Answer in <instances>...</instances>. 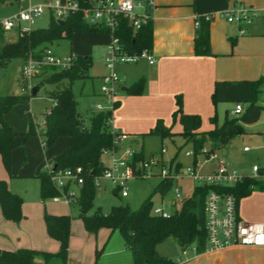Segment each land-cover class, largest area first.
Returning a JSON list of instances; mask_svg holds the SVG:
<instances>
[{"label": "trees", "instance_id": "obj_1", "mask_svg": "<svg viewBox=\"0 0 264 264\" xmlns=\"http://www.w3.org/2000/svg\"><path fill=\"white\" fill-rule=\"evenodd\" d=\"M16 0H0L1 3H12ZM82 6L91 4V0H78ZM59 19V18H58ZM52 17L45 28H33L29 32L18 35L13 42L5 40V31L0 24V63L13 59L25 60L30 54L41 51L45 46L55 40L71 38L78 31H104L106 28L89 25L81 11L71 12L59 22ZM127 52L139 53L143 49H152L153 45V21L149 20L141 27L134 29L125 18L115 29ZM195 52L197 55H209L210 30L209 21L200 18L197 34L195 36ZM91 65V57L77 55L72 65L67 69L47 67L41 75L39 86L44 83H54L55 88L49 91L53 99L50 112L44 114V124L39 134L44 142L45 150H48L61 136L70 138V144L61 153L55 155L54 164L57 169L82 167L84 182L81 185L78 204L81 209L80 217L87 231L96 233L102 227L119 229L126 246L133 254V264H178L172 258H165L157 250V245L168 236L173 235L183 248L196 244L198 252L205 251L207 232L205 228V215L203 203L209 186L200 185L195 188L194 194L185 198L182 207L164 217L152 212L151 197L146 198L138 208H131L128 204H120L112 207L109 213L95 211L88 214L87 210L93 203L95 193L94 177L100 174L105 167L102 156L105 150L112 147L118 131H113L107 124L113 111H98L90 116L87 125L77 109V101L73 94L72 86L75 79L84 77ZM145 77L141 76L130 86L129 91L141 94L145 87ZM264 88V76L256 80H218L215 83L212 100L214 104L229 101L242 102L245 105L241 114L227 112L224 121L218 124L217 114L211 116L214 124L209 131H200L202 118L199 114L188 113L183 110L182 97L177 96V108L173 112L174 121L179 120L183 131L184 143H192L193 149L198 155L201 149L206 147L208 152L215 151L228 144L236 135L246 132L245 124L256 122L264 109L261 103V93ZM32 95V93H30ZM30 94L17 95L15 93L0 94V155L5 167L11 169L12 151L20 141L19 133L5 120L4 115L12 108L29 100ZM114 103V109L118 106ZM152 133L164 137H172L176 134L172 127L164 125L162 119H158ZM38 133L32 117L29 119V127L23 133L27 138L31 134ZM144 159L143 150L135 151V161ZM145 160V159H144ZM178 166L183 165L177 160ZM92 171L95 173L92 174ZM40 189L43 198L58 194L54 187L49 172L38 175ZM172 179H162L154 188L167 190L166 187ZM259 179L245 178L235 186L221 187L223 191L232 192L240 197L250 193L258 186ZM219 188V187H218ZM0 206L6 219L18 222L23 217L22 197L11 191L5 180L0 179ZM199 208V210H198ZM44 219L48 234L58 240V252H48L29 247H19L14 250L0 249V264H39L36 262L38 255H43V264H69V242L71 235V217L68 214H51L45 212Z\"/></svg>", "mask_w": 264, "mask_h": 264}, {"label": "rangeland", "instance_id": "obj_2", "mask_svg": "<svg viewBox=\"0 0 264 264\" xmlns=\"http://www.w3.org/2000/svg\"><path fill=\"white\" fill-rule=\"evenodd\" d=\"M44 1L45 0H16L8 5H2L0 3V18L17 12L22 7L26 8L30 3L37 4ZM60 1L66 2L67 0ZM52 17L58 19L51 9L44 8L43 13L34 18L32 28L47 27ZM17 36L18 31L12 29L6 32L4 38L6 41L9 40L8 42H10L15 40ZM111 39L112 35L104 31H78L74 32L71 38L55 40L50 44L51 49L62 56L74 54L91 57V65L89 66L87 74L84 77L75 79L72 86L73 94L77 101L78 112L87 125L90 122L91 114L99 110L96 107L97 104H100L104 109H108L112 106L107 96L102 92V87L108 85L105 82V75L114 72L120 77V81L116 83V98L125 94L137 95L130 91H124L120 87L121 85L130 86L132 84V82L126 80L124 71L130 72L138 61L132 63L118 62L114 64L112 69L106 65V49H104V47L105 43ZM140 60H143V58L139 59V61ZM17 62L18 59L15 58L11 61L0 63V94L6 93V91L17 95L30 94L29 90L23 89L21 81L12 79L13 76H15V70L18 65ZM21 79L22 76L20 72V80ZM41 80V77L34 78L32 80L33 86L39 85ZM54 88V83L42 84L37 95L30 94V98L27 102L15 105L8 113V118L12 122L11 124L20 132H25L28 129L31 113L33 123L38 133L31 134L27 138L21 137L20 144L12 151L10 170L5 167L2 156L0 155V179L5 180L3 178H7L10 187L21 195L22 210L24 206L28 212L25 211L28 214L25 218L27 223H32L37 214L41 212L39 209L40 206H42V211L45 206V209L52 213L70 215V241L73 239L72 248L73 254L75 255L72 256V264H132L133 254L125 246L124 238L119 229L113 230L108 227H102L98 230L97 237L94 235L87 245V235L85 234L87 231L80 217L81 209L77 201H75L73 197H70L68 203L63 196L59 201H54L53 198L55 195L45 198L41 195L40 179L38 175L43 172H49V168L54 165L55 155L65 148V141H67V139L69 140L68 137L61 136L48 150H45L41 144L39 131L43 127V114L53 106V99L49 96V91ZM234 109V102H219L217 106L218 124L224 121L227 112L233 114ZM262 113L264 114V109ZM159 119H162L164 125L172 127L176 133L173 134V137H164L163 139L161 135L152 133L151 129L145 132H139L137 138L139 139L140 145L132 144L130 143L131 139L126 140V138L119 141L114 146L113 150L106 151L103 154L102 159L104 164H110L113 156H119L126 149H133L136 152L143 150L145 160L151 157H163L164 161L180 160L184 165L193 166V158L185 154L187 150L193 148V144L189 142L184 143L185 140L181 134L183 127L180 121H174L171 113L167 118L161 117ZM137 122H141V120H137ZM212 126L213 123L209 118L205 120L202 119V129L208 130ZM246 144L253 147L252 142L249 140V135H236L226 147L217 148L215 152L219 155L220 159H223L228 164L234 163L237 166L240 161L248 159L245 158L248 154L253 155L255 153L254 149L248 153H244L242 149ZM163 147L165 151L161 155L160 152ZM144 159H137V161H144ZM196 161V164H200L202 166V172L205 173L210 172L218 165L217 159L208 161V158L203 155H198ZM249 161L251 165L254 163L252 159ZM152 169L154 174L143 176L136 175L128 181L127 196H122L116 185L110 180L101 179V184L95 187L93 203L87 210L88 214H93L97 210L103 213H109L113 206L120 204H128L131 208H138L148 197H151L153 202L152 208L155 206H163L168 212L173 213L182 207L185 198L194 194L197 186L202 185L199 181L192 178L180 176L177 179H172L169 184L164 187L167 190L158 189L154 192L155 186L162 181V178L158 175L159 167L153 166ZM176 188H179L181 194L179 198L176 197ZM70 189L74 192L76 197L80 196V186L72 184ZM60 192L63 193L64 191L61 190ZM173 201H175V203H173ZM13 224L14 223H9V225L4 226L5 233L7 235H14L16 240L28 241L30 244L33 243L37 245L38 247H35L37 250H44L42 249L43 244L50 245L55 243L54 238L50 237L49 234V236L44 233L42 234L40 229L37 230V228L34 231H30L32 235L31 240L28 232H21V234H18V229ZM46 238L48 239L47 241L45 240ZM96 245H99V248L96 249ZM6 247L7 246H5V248ZM10 249L12 248H8L7 250ZM95 249L98 252H96ZM157 250L165 258H172L177 262H181V264L189 263L188 258L195 256L194 251H191L189 257L185 256L182 246L173 235L168 236L164 241L159 243L157 245ZM194 259L195 258H191L190 261ZM36 262L43 264L45 262L43 255H38L36 257Z\"/></svg>", "mask_w": 264, "mask_h": 264}, {"label": "crops", "instance_id": "obj_3", "mask_svg": "<svg viewBox=\"0 0 264 264\" xmlns=\"http://www.w3.org/2000/svg\"><path fill=\"white\" fill-rule=\"evenodd\" d=\"M155 2L152 20L153 45L151 49L155 56V62L150 63L148 60L143 59L138 61L130 72L124 71L126 80L132 83L141 76L145 77V87L141 94H125L116 98L119 103L113 110V128L126 135V140L131 139L130 143L137 145H140L137 138L139 132L154 128L159 118H167L170 113L173 114L177 108L178 95L182 97L185 112L196 113L202 119L209 118L210 120L211 116L217 114V106L219 105V103L214 104L212 100L216 81L256 80L264 76L263 15H259L249 24L228 22L224 17L216 16L209 22L211 54L197 55L195 52V36L198 30L196 18L198 16L219 12L236 4L264 8V0H155ZM1 4L8 5L9 3ZM241 29H244L242 34L240 33ZM17 39L18 36L10 42ZM108 42L105 43L104 49H106ZM17 63L15 76L12 79L20 81L22 60L18 59ZM123 87L128 88L124 91H129V85H121L120 88ZM8 113L4 115V118L19 133L18 139L21 142L24 132H20L11 124ZM30 116L32 117L31 113ZM137 120H141V122H137ZM213 126L207 130L202 129L201 125L200 131H209ZM245 129L244 134L249 135L253 147L246 144L244 147L249 146L250 149L245 151L243 147L242 151L248 153L254 149L255 153L253 155L248 154L245 157L248 159L240 161L237 166L234 163L229 165L239 172L247 174L251 172L252 165L256 162L264 167V114L261 113L256 122L245 124ZM41 144L43 146L42 138ZM69 144L70 138L65 141V148ZM251 159L254 161L252 165L249 163ZM216 167L217 165L211 171ZM3 179L8 182L11 191L19 194L10 187L7 178ZM258 179L260 180L258 186L238 200L239 216L250 223H264V175ZM39 209L41 212L37 214L33 222L27 223L25 218L28 212L24 206L22 210L23 217L20 222L6 219L0 206V249L12 248L10 250H14L19 247L36 249L35 247H38L28 241L16 240L14 235H7L4 226L14 223L13 225L18 229V234L28 232L31 240L30 231H34L36 228L37 230L40 229L42 234L48 235L44 214L45 212L56 213L48 211L45 206L43 211L42 206ZM85 234L87 235V245L94 235L95 237L98 235L97 232L89 231ZM54 241L55 243L50 245L43 244L42 249L48 252H58L59 242L56 239ZM72 243L73 239L69 242V264H72V256H75ZM5 246L7 247L5 248ZM97 248H99V245H96ZM186 248L189 252L184 255L189 257L192 250L190 246ZM96 249L95 251L98 252ZM191 258L195 259L190 261ZM191 258H188L189 263L187 264H264V246H233L215 251L195 252V256ZM178 264H181V262H178Z\"/></svg>", "mask_w": 264, "mask_h": 264}, {"label": "built area", "instance_id": "obj_4", "mask_svg": "<svg viewBox=\"0 0 264 264\" xmlns=\"http://www.w3.org/2000/svg\"><path fill=\"white\" fill-rule=\"evenodd\" d=\"M155 0H91L88 6H82L78 0H60L44 1L37 4H29L26 8L22 7L19 11L0 18V24L5 32L15 29L19 34L29 32L32 28L34 18L43 13L44 8H49L59 18L63 19L71 12L81 11L85 21L91 26L106 28L110 31L112 39L106 46L105 62L112 69L115 63L137 62L143 58L150 63L155 62V56L149 49H143L139 53H129L120 42L119 37L115 34V29L120 23L121 18H125L127 22L137 29L141 25L153 20V10L155 8ZM259 15L264 16V8H258L245 4H236L231 8L219 12L206 13L196 18V26H199L200 18L211 21L216 16L224 17L228 22L249 24ZM244 33V29L240 30ZM77 55H60L55 53L50 44L45 46L41 51L30 54L21 65V84L23 89H27L32 93V80L41 77L47 67L57 69L69 68ZM120 81V77L114 72L105 75V82L108 85L102 87V92L107 96L108 101L112 106L104 109L100 104L96 107L98 111L114 110L116 101L117 89L116 83ZM261 103L264 105V88L261 93ZM245 105L242 102L235 104L233 114L243 113ZM47 112H50L47 110ZM43 116V124H44ZM113 117L107 121L108 126L116 131L113 126ZM126 135L117 134L112 147L105 150H113L114 146L121 140L125 139ZM44 144V142L42 141ZM249 146H245L244 150H249ZM165 148L161 150V155ZM193 160L196 158L195 150L189 149L185 152ZM201 154L209 160H218L217 167L208 173L202 172V166L181 165L178 166L177 161H164L163 157H151L144 161H135V150L126 149L119 156H113L110 164H106L100 174L95 175L94 184L99 186L101 179L110 180L114 183L122 196L128 195V181L136 175H152L153 166L159 167L158 175L162 179H177L178 177H189L199 181L202 185L209 186L206 192L203 209L205 215V228L207 232V243L205 251H215L233 246H264V223H250L244 221L238 213L237 196L232 192L221 190V187L235 186L242 182L245 178L258 179L264 175V167L256 163L252 165L250 173H242L230 165L215 152H208L206 147L201 149ZM54 165L49 168L50 178L54 187L58 190L53 198L54 201H59L63 196L66 202L69 203V198L73 197L78 202V197L71 191L72 184L81 187L84 182L82 175V167L67 169H54ZM219 187V188H218ZM64 192L61 193L60 191ZM176 197H181L179 188H176ZM154 214H159L164 217L170 216L163 206H155L152 208ZM194 252H198L196 244L190 246ZM184 254L189 251L184 248Z\"/></svg>", "mask_w": 264, "mask_h": 264}, {"label": "water", "instance_id": "obj_5", "mask_svg": "<svg viewBox=\"0 0 264 264\" xmlns=\"http://www.w3.org/2000/svg\"><path fill=\"white\" fill-rule=\"evenodd\" d=\"M58 21L59 22H63L64 20L63 19H58ZM39 88H40V86L39 85H36V86H34L33 87V90H32V95H36L37 94V92H38V90H39ZM122 90H127L128 88L127 87H123V88H121ZM54 169H56L57 168V164H54V167H53ZM95 172L94 171H92V174H94Z\"/></svg>", "mask_w": 264, "mask_h": 264}]
</instances>
